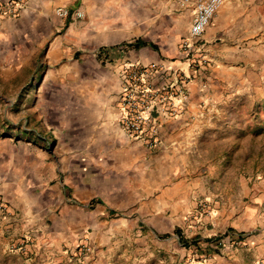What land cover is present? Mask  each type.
Listing matches in <instances>:
<instances>
[{
    "label": "crops",
    "instance_id": "1",
    "mask_svg": "<svg viewBox=\"0 0 264 264\" xmlns=\"http://www.w3.org/2000/svg\"><path fill=\"white\" fill-rule=\"evenodd\" d=\"M18 2L0 15V264H77L82 244L83 264H264V133L244 111L264 0H223L194 63L176 0ZM160 65L191 77L189 99L150 149L118 98L124 66L162 84Z\"/></svg>",
    "mask_w": 264,
    "mask_h": 264
},
{
    "label": "built area",
    "instance_id": "2",
    "mask_svg": "<svg viewBox=\"0 0 264 264\" xmlns=\"http://www.w3.org/2000/svg\"><path fill=\"white\" fill-rule=\"evenodd\" d=\"M19 0L0 3V15L14 17ZM183 7H191L192 21L187 37L181 43V51L187 62L194 63L196 53L203 54L200 44L207 27L223 4V0H176ZM56 15L66 18L71 15L66 9H57ZM81 18L80 12H75ZM166 82L157 84L149 80L147 71L131 66L122 68V84L118 98L120 124L128 138L142 141L147 148L154 149L160 145L159 130L162 121L181 115L188 103V85L191 77L179 71H171L160 65ZM151 70H155L154 66ZM5 207L0 201V214ZM89 247H78L76 263L83 264L89 253Z\"/></svg>",
    "mask_w": 264,
    "mask_h": 264
},
{
    "label": "rangeland",
    "instance_id": "3",
    "mask_svg": "<svg viewBox=\"0 0 264 264\" xmlns=\"http://www.w3.org/2000/svg\"><path fill=\"white\" fill-rule=\"evenodd\" d=\"M249 58V57H247ZM248 81L246 84H263L264 86V70H260V72H252L247 74ZM260 98L257 100L251 99L246 102L244 111L252 114H258V118L255 121H251L249 127L252 131L258 130L260 133H264V89H260L259 91ZM264 154L260 153L258 159L263 160L264 162Z\"/></svg>",
    "mask_w": 264,
    "mask_h": 264
},
{
    "label": "trees",
    "instance_id": "4",
    "mask_svg": "<svg viewBox=\"0 0 264 264\" xmlns=\"http://www.w3.org/2000/svg\"><path fill=\"white\" fill-rule=\"evenodd\" d=\"M185 245V244H184Z\"/></svg>",
    "mask_w": 264,
    "mask_h": 264
}]
</instances>
